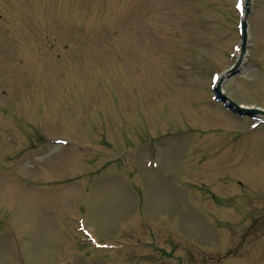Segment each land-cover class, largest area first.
I'll use <instances>...</instances> for the list:
<instances>
[{
	"label": "rangeland",
	"instance_id": "obj_1",
	"mask_svg": "<svg viewBox=\"0 0 264 264\" xmlns=\"http://www.w3.org/2000/svg\"><path fill=\"white\" fill-rule=\"evenodd\" d=\"M42 1L57 5L37 8L38 0H0L4 18L13 28L27 30L25 40L15 43L10 34L0 36L5 39L3 53L7 56L0 59V85L8 94L15 89L11 99L0 104L5 114L0 124V264H102L86 254L91 248L82 240L87 233L79 230L81 225L97 242L122 239L117 259L147 239L173 245L167 234L168 221H174V227L179 226L193 245H213L214 236L227 229V223L217 221L219 216L210 214L209 207L195 203L201 192L216 198L213 194H217L215 189L221 191L218 187L249 195L256 186H264V128L254 132L234 123L219 131L195 125L197 114L188 111L185 88L156 77V70L163 63L172 72L171 79L199 85L205 71L188 73L182 70L185 64L198 68V58L207 69L227 66L226 53L234 50L238 38L233 0H135L132 31L120 29L116 50L89 53L90 46L85 50L74 41L70 52L57 58L64 42L69 43L61 41L53 53L37 51L42 69H37V57L29 56L23 58L26 69L17 70L11 54L21 50V41H30L37 23L52 37L82 40L107 34L100 30L102 25L122 28L130 10V0ZM251 9L246 20L252 42L249 55L259 60L252 64L248 63L252 57L246 60L244 76H233L225 87L235 99L264 107V0H253ZM102 40L87 43L100 46ZM55 67L66 75L62 78L76 74L73 90L65 93L67 83ZM178 68L184 73L181 79ZM145 71L154 76L145 77ZM149 81L155 85L149 86ZM238 86L247 91L246 99H239L245 95ZM37 90L44 92L41 125L46 124L42 127L36 121ZM75 93L78 106L70 104L69 94ZM79 94H84L83 107ZM197 101L208 108L207 113L214 109L208 99ZM93 115L98 121H91ZM55 137L69 143L64 148L49 145ZM98 137L111 146L102 149ZM43 138H47L48 149H38ZM214 142L225 144L227 151L218 154ZM35 143L37 153H21ZM74 158L80 162L75 164ZM43 159L60 172L46 174L44 183H38V178L36 191L27 195L22 173L41 172L42 165L37 163ZM217 166L226 174L217 183H208L213 174L205 177L201 173ZM219 199L228 201L229 197ZM228 230L235 231L237 226L229 225ZM138 252L150 255V251ZM129 255L126 264L139 263ZM233 260L264 264V247ZM166 262L174 264L173 260Z\"/></svg>",
	"mask_w": 264,
	"mask_h": 264
}]
</instances>
